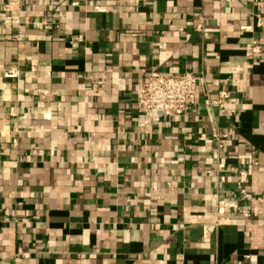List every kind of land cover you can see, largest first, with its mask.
<instances>
[{
  "label": "crops",
  "instance_id": "obj_1",
  "mask_svg": "<svg viewBox=\"0 0 264 264\" xmlns=\"http://www.w3.org/2000/svg\"><path fill=\"white\" fill-rule=\"evenodd\" d=\"M4 3L0 264H264V0H22L20 23ZM186 70L204 77L194 112L138 129L146 76ZM227 78L232 119L209 101ZM239 168L257 209L217 226L216 194L246 204Z\"/></svg>",
  "mask_w": 264,
  "mask_h": 264
},
{
  "label": "built area",
  "instance_id": "obj_2",
  "mask_svg": "<svg viewBox=\"0 0 264 264\" xmlns=\"http://www.w3.org/2000/svg\"><path fill=\"white\" fill-rule=\"evenodd\" d=\"M100 0H85L87 2H94ZM4 10L9 13L7 20L20 23L22 12V0H5ZM197 30L202 32L205 37H208L204 21H200L197 25ZM81 37H75L72 44L76 45ZM263 48L254 43L249 48L251 55L260 54ZM240 70L239 68H232L229 72L234 74ZM20 75L19 69H8L4 72L7 78H18ZM227 78L223 81V87L219 90L216 99H210V104L217 106L221 114L229 119L235 118L238 115L237 105L239 100L233 95V90L230 88V80ZM204 80L201 74L186 70L178 74L164 73L148 74L142 82L136 94V107L138 116L136 120V127L146 133L150 132L155 123H158L163 118L167 117H186L194 112L197 102L199 85ZM231 137L228 130L217 128L211 135L216 149V155L221 154L226 150L227 142ZM201 139H208L206 135H202ZM18 161L6 160L3 161V167L16 168ZM236 187L239 198L246 202L245 205H236L228 198H220L218 194L214 196L216 206L215 225H222L225 222L240 224L252 216V210L257 207H249L247 202L254 199V195L248 190V182L250 179L249 171L246 168H239L235 170ZM257 206L263 205L264 197L262 195L256 198ZM231 208L235 211L241 210V217H228L227 210ZM205 233L209 231V226L205 225Z\"/></svg>",
  "mask_w": 264,
  "mask_h": 264
}]
</instances>
